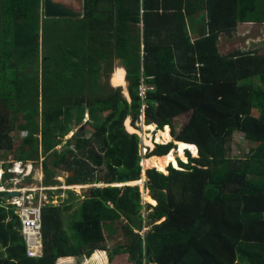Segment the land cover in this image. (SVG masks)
Returning a JSON list of instances; mask_svg holds the SVG:
<instances>
[{"label": "trees", "instance_id": "obj_1", "mask_svg": "<svg viewBox=\"0 0 264 264\" xmlns=\"http://www.w3.org/2000/svg\"><path fill=\"white\" fill-rule=\"evenodd\" d=\"M82 9L80 18L41 21V0H0V158L42 157L45 187L61 167L76 176L68 186H110L86 191L68 217L67 203L43 206L39 258L26 256L15 208L0 195V264L96 252L107 264H264V46L222 53L218 38L238 21L264 23V0H82ZM114 62L129 102L101 83ZM87 112L99 121L89 136L55 151ZM142 116L173 139L145 158L167 157L175 143L197 150L168 174L146 170L154 206L137 186L111 187L139 179L140 140L123 122L135 127ZM16 131L25 133L18 143ZM236 134L251 146L239 160L229 157Z\"/></svg>", "mask_w": 264, "mask_h": 264}, {"label": "rangeland", "instance_id": "obj_2", "mask_svg": "<svg viewBox=\"0 0 264 264\" xmlns=\"http://www.w3.org/2000/svg\"><path fill=\"white\" fill-rule=\"evenodd\" d=\"M76 1L78 2V4L77 5L75 4V5L79 6L80 5V1L79 0H76ZM40 18L42 20L44 18V15L40 16ZM65 19H70V18H65ZM190 31H191V29H190ZM255 31L257 33V38L254 41H252V42L246 38V35H242L241 34L242 31H237V33H233L232 37H230V36L225 37L226 36L225 34H221L220 43H221V50L223 51L222 53L235 52V51L247 52V51H252V50H256L257 52L261 53L262 52L261 48H263L262 46H264V44H263L264 35L261 34L259 28H255ZM112 76H114L113 77L114 85L112 84ZM122 77L125 79L123 69L121 68V66L117 65L114 62V63H112V68H111V71L108 73V76H103L101 78V83L105 86V88L107 89V92H108L109 91L108 89H110V88L111 89H117V88L120 87V78H122ZM111 85L113 87H111ZM117 86H119V87H117ZM144 87L145 86H142L141 89H144ZM119 89H120L121 96L125 99L126 102H129L128 94H127V97H126V94H125L126 83H125L124 87L122 86V88H119ZM87 113L85 114L84 119H83V121H82L80 126L74 125V126H71L69 128V132L64 136V138L62 139L61 144L58 147L55 148V151H60V152L63 151L64 150L63 146H64L65 142L70 140L72 138V136L78 134L79 132H83L87 137L89 136V134L91 133V130L89 129L88 124L92 123V122L90 121L89 113L88 114ZM73 116L76 117L75 114ZM188 118H189V115H185V116H181L179 118H176L174 120L173 125H174V127L176 129V132L181 129V127L187 122ZM98 122L99 121H96V122L92 123V125H96L97 126ZM125 122H128V128L138 131L137 135H138V138L140 140L139 141L140 142L139 148H140L141 157L142 156L144 157L145 155H147L148 153L151 152L150 149H152V146H155V144H154V143H156L155 138L159 135V132H165L166 131V128L163 131H157L154 126H153L154 129L151 130V131L146 130L145 129L146 127L142 124V121H141L140 124H136L135 127H131L130 123H129L130 121L128 119H126L123 122V129L129 135L131 133H128V131H126L127 128L124 127L125 126ZM167 131L169 132V137H170L171 140L169 139L168 142H166V141L164 142L163 139H160V143H156V145H167V144H169L170 141L172 142V137L170 135V131H171L170 128H168ZM12 137L15 140V143H18L19 141H21L25 137V133H21V132H17L16 131V132L12 133ZM145 139H147L148 142L152 143L151 147H148V146H146L144 144ZM175 146H177V143H175ZM250 148H251V146L246 142V140L244 139L243 135L236 134V135H234L231 143L229 144V157L231 159H236V160L242 159L244 157V155L248 152V149H250ZM143 150H146V154H144V155H143ZM195 150H196V148H195ZM176 151H177V149L175 148L174 150H172L170 152V153H173L174 158L176 159V161L180 160L183 163H187L188 159L186 157V152L189 153L190 158H197V151H195L196 152L195 154H193L190 151L189 152L188 151H184V156H185L186 160L183 161L181 159H178V157L176 156ZM3 157L6 158V160H5L6 161V165H9V163H10L9 159L13 158V153H7ZM147 159H151V157L150 158H145L144 157L141 160V162H140L141 173H140V176H139V179L137 180V182H139L141 184H139V185L137 184L135 186H137L139 188V193H140L141 198H142V203L143 204L149 203L150 205L154 206L155 204H152V199L148 195V192L144 191V186L146 185V182H147L146 175H145L146 170L153 169V168L144 167L143 163ZM25 163L28 164V165H30V163H32L33 167H32V172H31L30 176L32 178L34 177L33 180H35L36 178H41L42 179L41 183H43V179L45 178V171L43 170V167H42L43 158L38 156L36 159L34 158V160H26ZM177 165H178V163H177ZM168 166H171V167L175 168L172 165H168ZM13 167L15 169H14L13 173H11V174L9 173V169L7 168V166H5V168H1V169L6 173V176L11 178V177H14V173H16V172L18 173L19 172L18 166H17V162H14ZM154 169L156 171H158L156 168H154ZM167 169H168V167L166 168V173L165 172H163V173L168 174ZM175 169H179V167L177 166V168H175ZM71 172L72 171L69 172V170L67 171V170H65L64 168L61 167L58 170L56 176L52 179V180H57V182H56L57 184L54 186L52 192H44L43 193L44 195H46V197H48V195L50 193H51L50 196L58 195V197L60 198L59 200H57L56 197H55V200L51 199V205H54V206H60V205L61 206H65L66 204H65L64 196H68L70 198V202L68 203V205H66V207L68 206V208H70V209H68L66 211L67 217L70 216L79 207V204L81 202H83L84 193L86 191H88L91 188H104V187H106V184L104 183V180L102 179L101 182L97 183V184H89V185H83V186H72L71 189H67L65 186L67 185V182H68L69 178L76 177L74 175V171L72 173ZM160 172H162V171H160ZM99 176H102V174H100ZM10 178L6 177V179L3 180V182L1 180L0 187H3V188L11 187L10 186L11 185V179H13V178H11V179ZM19 185H22V184H19ZM19 185H18V187H19ZM93 185H95V186L94 187H90V186H93ZM113 185H116L117 187L122 188V186H120L118 183L117 184H113ZM107 186H110V185H107ZM80 187H83V189H80ZM88 187H90V188H88ZM142 213H143V215H146V211L145 210H142ZM69 220L66 219L65 222H64V229L65 230L69 229V227H70ZM97 255H98V257L95 258V263L96 264L100 263V262H101V264H107L106 253H97ZM88 262H91V261L89 260ZM65 264H73V263L66 262ZM80 264H87V263L81 262Z\"/></svg>", "mask_w": 264, "mask_h": 264}, {"label": "built area", "instance_id": "obj_3", "mask_svg": "<svg viewBox=\"0 0 264 264\" xmlns=\"http://www.w3.org/2000/svg\"><path fill=\"white\" fill-rule=\"evenodd\" d=\"M141 121L144 125L143 116L141 117ZM144 154H146V150H143V155ZM24 163L25 162H17L19 172L14 173V177H11L13 179L10 178L11 187H0V195L17 193L18 196L11 197L5 204L15 208V214L20 222V235L22 236L26 248V256L28 258H39L42 255L41 211L44 205H51V201L43 193L52 192L53 187L43 186L41 178L33 180L34 177L32 178L30 176L33 167L32 163H30V165L26 164L27 162ZM13 164V161H10V174L13 173L15 169ZM5 174L3 170L0 171V182ZM94 186L95 185L90 187ZM66 188L71 189V187ZM80 189H83V187H80Z\"/></svg>", "mask_w": 264, "mask_h": 264}, {"label": "crops", "instance_id": "obj_4", "mask_svg": "<svg viewBox=\"0 0 264 264\" xmlns=\"http://www.w3.org/2000/svg\"><path fill=\"white\" fill-rule=\"evenodd\" d=\"M58 1H60V2H62L63 4H65V5H67V6H69V7H71V9H73V10H75V11H78V10H80V9H82V0H79L80 1V5L79 6H76L77 4H78V2L76 1V0H58ZM76 4V5H75ZM76 6V7H75ZM43 9V0H41V11H42V14L40 15V16H42V15H44V9ZM83 10V9H82ZM42 18V17H41ZM40 18V19H41ZM78 18H80V17H78ZM44 19H50V18H46L45 17V15H44V18L41 20V21H43ZM255 28H259L260 29V32H261V34H263L264 35V23H255V22H252V21H238L237 22V24H236V28H235V30H233L232 32H230V34H228V33H220V35H218V38H220L221 39V34H225L226 36L225 37H228V36H230V37H232V34L233 33H237V31H242L241 32V34L242 35H246V38L248 39V40H250L251 42L252 41H254L256 38H257V33H256V31H255ZM242 29V30H241ZM192 32H194V31H192ZM196 36V35H195ZM194 36V37H195ZM263 44H264V39H263ZM263 47V46H262ZM262 49V48H261ZM252 51H256V50H252ZM123 72H124V70H123ZM124 76H125V72H124ZM125 79L122 77V78H120V86H123L124 87V85H125ZM10 153V152H9ZM1 160H0V167H3V165L2 164H5L6 163V158H0ZM9 160H13V158L11 159H9ZM1 169V168H0ZM1 171V170H0ZM73 172V171H72ZM56 182H57V180H56ZM74 186H80V185H74ZM114 186H116V185H113V187ZM59 187V186H58ZM64 187V186H63ZM65 187H72V185L71 186H68V185H66ZM111 187H112V185H111ZM54 188V187H53ZM51 195V193L48 195V199L51 201V199H53V200H55V197L57 198V200H59L60 198L58 197V195H53V196H50ZM64 200H65V203L67 202V205H68V203L70 202V198L68 197V196H64ZM97 253H105V252H96V253H94L90 258H87V259H75V258H71V257H69V258H61V259H59L58 261H57V263L56 264H65L66 262H71V263H73V264H80L81 262H85V263H87V264H94L95 263V258L96 257H98V255H97ZM100 258V257H99ZM91 261V262H88V261ZM96 264V263H95ZM97 264H101V262L100 263H97Z\"/></svg>", "mask_w": 264, "mask_h": 264}, {"label": "bare ground", "instance_id": "obj_5", "mask_svg": "<svg viewBox=\"0 0 264 264\" xmlns=\"http://www.w3.org/2000/svg\"><path fill=\"white\" fill-rule=\"evenodd\" d=\"M54 1H57V2H60V1H58V0H54ZM60 3H62V2H60ZM63 4V3H62ZM63 5H65V4H63ZM65 6H67V5H65ZM67 7H69V6H67ZM70 9H71V7H70ZM71 10H73V9H71ZM82 10V9H81ZM75 11V10H74ZM82 15H83V10H82ZM82 17V16H81ZM46 18H48V17H46ZM122 87V86H121ZM130 123V122H129ZM125 127L127 128L126 129V131H128V133H135V131L134 130H132V129H130V128H128V122H125ZM144 129V128H143ZM146 130H149V131H151V130H153L154 128H153V126H149V127H146L145 128ZM168 130V128H166V131L165 132H159V135L155 138V141H156V143H160V139H163V141L165 142H168L169 141V139H170V137H169V132L167 131ZM155 131V130H154ZM145 133V132H144ZM147 133V132H146ZM171 140V139H170ZM144 144L146 145V146H148V147H151L152 146V143L151 142H148L147 141V139H145V141H144ZM166 144V143H165ZM176 149H177V151H176V156L178 157V159H181V160H183V161H185L186 159H185V156H184V151H190V152H192L193 154H195L196 152V150H195V148L193 147V146H190V145H186V144H183V143H177V146H176ZM174 152V151H173ZM198 154H199V152H198ZM177 161H176V159L174 158V155H173V153H170L167 157H151V159H147V160H145L144 161V163H143V165H144V167H146V168H156L158 171H162V172H165L166 173V168L168 167V165H172V166H174L175 168H177V166H179V165H177V163H176ZM168 172V171H167ZM139 185V184H141V183H139V182H134V183H129L128 185ZM120 186H122V185H120ZM142 186V185H141ZM113 187V186H112ZM115 187V186H114ZM72 191V190H71ZM66 192V191H65ZM42 231V230H41ZM43 234V233H42ZM42 243H44V242H42ZM43 254V253H42Z\"/></svg>", "mask_w": 264, "mask_h": 264}, {"label": "water", "instance_id": "obj_6", "mask_svg": "<svg viewBox=\"0 0 264 264\" xmlns=\"http://www.w3.org/2000/svg\"><path fill=\"white\" fill-rule=\"evenodd\" d=\"M43 9H44L45 17H48V18H78V17L82 16V10L81 9L78 11H74V10H71L70 7H67V6L63 5L62 3L54 1V0H43ZM111 87H113V86L111 85ZM117 87H119V86H117ZM119 88H122V87L120 86ZM125 94L127 97L126 90H125ZM167 128H169V127H167ZM132 130H134V129H132ZM134 131L136 133H132L130 135L138 136L137 135L138 131L137 130H134ZM169 143H173V139H172V142L170 141ZM154 144L156 146V143H154ZM155 146H152V149H150V148L149 149L151 151H153ZM129 183H134V182H128V180L125 177L120 178L118 180V184L122 185V187L135 186V185L130 186V185H128ZM115 187L119 188L117 186H115ZM16 196H18L17 193L3 194L1 199L3 202H7L11 197H16Z\"/></svg>", "mask_w": 264, "mask_h": 264}, {"label": "clouds", "instance_id": "obj_7", "mask_svg": "<svg viewBox=\"0 0 264 264\" xmlns=\"http://www.w3.org/2000/svg\"><path fill=\"white\" fill-rule=\"evenodd\" d=\"M154 126V125H153ZM145 127H148V126H145ZM155 127V126H154ZM167 128V127H166ZM155 129H156V127H155ZM140 149V148H139ZM197 151V150H196ZM141 156V155H140ZM0 170H2V169H0ZM3 180H4V177H3V179H2V182H3ZM132 187H135V186H132ZM1 195H3V194H1ZM155 204H157V203H155Z\"/></svg>", "mask_w": 264, "mask_h": 264}]
</instances>
